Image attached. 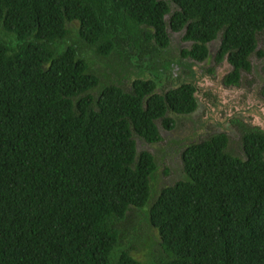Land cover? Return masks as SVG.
I'll list each match as a JSON object with an SVG mask.
<instances>
[{
	"label": "trees",
	"instance_id": "16d2710c",
	"mask_svg": "<svg viewBox=\"0 0 264 264\" xmlns=\"http://www.w3.org/2000/svg\"><path fill=\"white\" fill-rule=\"evenodd\" d=\"M170 31L197 62L218 40L238 85L264 57V0H0V264H145L124 245L138 210L160 236L153 264H264V130L241 125L243 157L225 132L188 144L185 177L153 193L136 136L161 141L158 122L194 112L198 87H127L88 57L143 59Z\"/></svg>",
	"mask_w": 264,
	"mask_h": 264
},
{
	"label": "rangeland",
	"instance_id": "374dc122",
	"mask_svg": "<svg viewBox=\"0 0 264 264\" xmlns=\"http://www.w3.org/2000/svg\"><path fill=\"white\" fill-rule=\"evenodd\" d=\"M170 39L169 47L161 52L143 59L132 57L130 61L98 56L93 49L87 50L90 62L104 80L120 82L128 87L136 77H160L164 86H174L188 79L193 80L198 87V107L194 112L187 115L171 113L170 116L175 120L172 128H166L158 122L161 141L149 143L136 136L138 149L148 150L156 158L153 193L185 177L182 152L188 144L210 134L225 132L231 138L229 151L243 157L244 152L240 148L241 125L245 123L264 130V96L261 94L264 86V57L253 54L251 70L242 71L238 85H227L224 78L232 66L226 59L215 62L218 40L210 43V58L197 62L180 54L183 48L190 46L183 39V33L170 31ZM260 47L264 45L260 44ZM170 71L174 73L170 74ZM133 213L137 216L135 226L124 245H129L132 253L145 264H153L159 261L162 254L159 233L142 219L146 215L145 210Z\"/></svg>",
	"mask_w": 264,
	"mask_h": 264
}]
</instances>
